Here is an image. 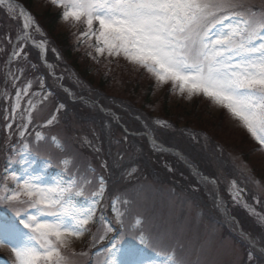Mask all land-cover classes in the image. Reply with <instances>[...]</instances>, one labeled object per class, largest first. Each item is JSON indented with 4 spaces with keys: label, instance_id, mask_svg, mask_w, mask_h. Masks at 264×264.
<instances>
[{
    "label": "snow or ice",
    "instance_id": "1",
    "mask_svg": "<svg viewBox=\"0 0 264 264\" xmlns=\"http://www.w3.org/2000/svg\"><path fill=\"white\" fill-rule=\"evenodd\" d=\"M50 2L62 10L63 21L83 23L85 30L80 36L95 38L98 56L123 58L137 70L150 74L158 86L171 83L174 93L189 100L194 96L209 100L226 110L264 151V0L260 4L252 0ZM0 6L17 18L13 13L18 6L10 0H0ZM19 18L23 34L17 36L9 62L26 58L24 50L29 42L42 55L47 52L46 42L36 41L32 35L40 31L32 14L21 11ZM8 42L12 43L11 37ZM18 73L22 75L19 70ZM10 75L14 82L19 78L17 74ZM30 88L29 82L15 92V103L4 116L5 127L11 132L15 125L18 136L19 146L10 148L9 156L15 154L22 158V163H28L26 157L33 154L29 136L34 137L36 146L46 139L42 131H29L36 110L32 99L21 111L22 98L28 96ZM44 100L47 95L39 102ZM63 107L59 105L56 112ZM56 121L57 115L52 114L37 127H49ZM154 122L168 126L165 120ZM47 139L58 150L62 149L56 136ZM12 162L8 159L0 174V247L11 249L15 264H73L71 256L78 254L72 247L73 241L85 235L91 237L93 247L109 241L110 247L104 248L108 253L104 264H183L175 248L168 247L164 237L145 228L141 218L129 220L128 200L112 199L114 220L105 219L106 182L102 176L93 185L68 157L61 159L56 176L48 175L51 158H46L43 168L29 166L19 173L9 171ZM231 191L233 200L255 213L244 202V189L235 181ZM3 206L11 208L14 217L3 213ZM260 219L264 221V216ZM94 224H99L98 234L90 228ZM126 232L136 233L139 247L125 246ZM149 251L151 256L136 259Z\"/></svg>",
    "mask_w": 264,
    "mask_h": 264
},
{
    "label": "rangeland",
    "instance_id": "2",
    "mask_svg": "<svg viewBox=\"0 0 264 264\" xmlns=\"http://www.w3.org/2000/svg\"><path fill=\"white\" fill-rule=\"evenodd\" d=\"M20 1L10 0L11 3L18 6L16 12L13 13V16L17 18H12L7 13L6 8L0 6V79L4 81L8 77L11 80L10 73L19 76L17 81H12L10 89L6 87L4 90L3 83L0 84V97L3 100L2 111H4V116L15 103V92L29 83L27 82L28 79L25 72L26 68L33 65L35 60L34 56L36 54L32 48H35L36 51L38 50L41 55L40 49L32 46L29 42L24 50L27 54L26 58L22 56L20 58L21 61L19 59L9 62L16 38L18 35L23 34L22 19L19 18V13L21 11L28 12ZM252 2L260 4L261 0H252ZM27 4L30 7V11L39 17L46 11L49 13L58 12L59 10L62 11L54 7L50 0H33L32 3L28 2ZM2 19L5 20L6 30L8 29V35L4 40H2L4 27ZM35 23L39 26L40 31L32 32L34 39L36 41L44 40L46 47H48L50 45L47 38L48 33L43 31L36 18ZM79 24H74L71 20L65 22L60 16L57 27L59 32L67 33L72 43L79 42V48L76 52L79 57V64L86 65L89 60L88 68L90 74L94 77V81L97 83L102 78L108 84L107 87L103 88L102 93H98L101 97L106 94L104 99L109 103V108H107L106 113H113L110 107H116V109H120L121 107L122 113L130 116V122L133 125H138L140 135L146 133L150 137H153L155 130H158L157 127H163L159 131L164 138L170 139L169 144L171 145L169 146L175 147V150L179 151L180 156L175 151L172 152V150L163 149L155 142H148L152 150L169 155L163 158L162 156L158 157L145 153L144 143L138 141V143L136 142L132 146L130 140L125 136L126 133L124 131L122 132L123 128L121 130L117 129V132L113 133L114 142L112 144V140H110V146H108L107 143L104 144L102 142L103 136L99 131L113 129V124L119 125L117 124L119 119L117 121L116 117L110 114L113 120L110 117L111 119H106L103 125H96L97 121L94 118L97 113L91 110V113L94 114L86 116L90 121L94 120V122H81L73 114L67 117L64 113H68L67 110H69V107L64 106L59 109V112H56L61 102L47 95V100H44L41 104L39 101L45 95L31 87L28 96L22 98L21 111L28 107V99H32L33 104L36 105V110L33 113V124L30 126L29 131L30 133L35 130L42 131L45 133L44 136L46 139L40 142L39 146H36L33 142L34 137L29 136V142L32 143L34 150L32 149L33 154L26 157L28 161V163H25L26 167L43 168L45 166L46 160L36 162L35 156L51 158V165L60 163L62 156H68V158H72L75 169L79 171H81L79 169L81 164L78 163L82 162L85 165L87 164V166L89 163L98 164L99 168L101 164L103 165L101 166V170L105 171L106 162L103 160V156L109 154L114 157L113 160L116 158L117 173L119 174V177L115 180V184L112 185V190L114 193H119L121 199L129 201L127 205L129 209V220L131 221L136 216L143 217V226L152 233L164 237L167 246L175 248L176 254L183 260V264L252 263L257 253L255 250L258 248L255 247V250L249 249L247 244L254 247L249 241H257L258 245L264 249V241H262L264 233L260 234L258 238L256 236H250L252 234L251 231L248 232L246 229H243V232L245 230L248 232L246 234L247 236H245L241 232L242 227L240 229L238 223L232 218L227 200H230V203L234 206L238 205L244 209L243 217L245 219L248 215L247 211L250 213L249 216L253 220L251 222L252 226L255 227L256 223L257 227L260 224L264 228V221L260 219L264 214L260 210L257 212L251 206L250 208L255 210V213H253L249 208L244 206V203H238L233 200L231 191L232 181H235L240 188L244 189L242 192L243 200L246 204L249 203L247 204L249 206L251 202L247 200V196L252 195L253 201H257L256 197L258 195H261L259 196L260 198L264 197V151L259 150V147L256 145L257 142L246 129L238 125V122L226 110L218 108L209 100L202 96H194L189 100L186 96L174 93L171 89V83L158 86L150 74L141 71V69L137 70L123 58H110L106 55L98 56L94 48L96 45L95 38H82L80 36L82 31ZM8 37L12 38V43L8 42ZM50 43L55 42L52 41ZM52 46L50 45L51 49L48 52H57L55 54L56 57L61 60L60 62H64L61 57V52L58 53L57 47ZM29 57L33 60H30ZM16 65L20 66L17 68ZM67 66L68 74L67 71L57 74V72L66 69L64 67H61L62 70L59 67L51 68L49 70L48 80L55 90H57V87H60L64 94L71 97L70 94H73V91L61 85L63 77L65 81H69L71 76H74L76 73L73 69L71 70L69 64ZM18 70L22 72V75H19ZM74 78L75 81L73 84L75 87L72 86L73 89L78 91L88 90L90 93L93 92L89 89L91 86L88 84V81L86 82L85 79L79 80L77 76H74ZM36 80L33 79L35 85L38 83ZM39 83L44 87V83ZM135 86L138 88L137 90L134 89ZM53 94L55 96V93ZM7 97H11V99ZM82 98L87 99V96H82ZM124 98L133 102L134 108L131 106L133 110L128 107L130 105L127 99ZM144 98H147L148 101H145ZM75 111L74 107L69 113H76ZM82 113H87V111L84 110ZM140 113L144 114L143 116H146L147 120H144L140 116ZM183 113L186 114L184 115L187 119L182 116ZM52 114L57 115V121L54 125L44 128L37 127V125L43 124L46 119L50 118ZM157 119L167 121L168 126L156 124L154 121ZM216 121H219L220 125L217 127V130L214 129V142L210 146L206 145L210 152L217 153L218 157L216 155L215 158L210 153L201 151L199 148L194 149L196 144L193 143L194 146L189 145L190 140L172 133L179 127L186 129V131L189 129L195 131V133L197 132L196 136H199L198 133L202 132L201 129H207V131L211 132L210 130ZM11 134L12 131H8L7 136L10 137ZM50 135H55L59 139L63 145L62 149L58 150L52 145L50 140L47 139ZM207 136H209V133H206L205 137ZM205 139L212 140L209 137ZM204 144L207 143L205 142ZM178 145L185 154L181 152V149H176V146L179 147ZM212 147L213 151L211 150ZM185 149L187 151L192 150V154L188 152L197 160L202 161L203 157L201 155L203 154L206 156L208 162L204 163V166L208 168V171L216 178V181H209L200 172H194L192 170L191 166L195 167V165L187 159ZM104 157L107 159L106 156ZM223 157L230 159V167L238 170L239 177H235V174L226 171L225 166L227 163H224ZM184 160L191 166H187ZM144 162L146 165L148 163V166H143L142 163ZM180 163L186 165L190 170V175L195 178H193V182L190 184L192 179L190 180L185 175L182 177L189 182V191L191 193L181 189L182 182H178V185L175 186L173 181L165 182V180L163 182L157 176H151L155 175L151 167L157 169L158 166L156 165H159L162 170L161 178L167 177L171 173L172 177H177V181H180L182 178L178 174L182 175L179 173V170L183 167ZM87 166H85V170ZM97 173L99 174L98 171ZM147 173L149 175H146ZM57 174L48 171L49 176H56ZM90 175L92 176L91 173ZM116 175L113 176L115 177ZM92 181H95L93 180V176ZM247 187H249V191H247ZM251 192L252 194H250ZM103 203L105 204L104 200ZM241 221L242 223L244 222L243 220ZM95 226H99V224L90 225V228L93 233L98 234L99 228L96 230ZM127 236L132 238L130 233L126 232L124 242H128ZM72 247L78 253L75 256H71L73 264L86 263L90 258V251L93 248L91 237L85 235L80 240L73 241ZM1 248L0 264H9V261L15 264V257L11 249L8 246H2ZM82 252L87 253V255H79ZM98 257V262L95 261L93 264H104V257L101 253L98 254ZM136 259H143V257H136ZM260 264H264V262Z\"/></svg>",
    "mask_w": 264,
    "mask_h": 264
},
{
    "label": "trees",
    "instance_id": "3",
    "mask_svg": "<svg viewBox=\"0 0 264 264\" xmlns=\"http://www.w3.org/2000/svg\"><path fill=\"white\" fill-rule=\"evenodd\" d=\"M26 1H27V3L28 2L32 3L33 0H26ZM58 20H59L58 14H51L48 11H46L45 13H43V15H41V17H39V22H40L39 24L42 26L44 32L48 33L47 38H48L49 44L51 46L53 45L52 47H57L56 49L58 50V53L61 52V57L69 64V67L71 66L72 68L76 69L81 77H83L84 79H87L88 84L91 86L90 89L93 91L94 95H98L99 92L102 93L103 88L107 87L108 84L102 78H100V80L97 83L94 81V77L90 74V71L88 68L89 67V63H88L89 60L86 63V65H83L82 63H81V65L79 64V61L75 58V55H76L75 53L78 51V48H76L75 45L70 41L67 33H64L62 31L61 32L58 31V27H57ZM2 22L4 23L2 34H4L5 32H7L8 29L6 30L5 20L2 19ZM6 35L4 34V36H3L4 39H5ZM52 41H54L55 43L51 44L50 42H52ZM74 48H76L77 50L75 51ZM56 53L49 52L48 59L51 62H53L54 64L68 68V66H67L68 64L60 62L61 60L56 57V55H55ZM35 54H36L35 57L37 58V53H35ZM31 57H33V56H31ZM19 61H21V59ZM19 66L20 65H16L17 68ZM25 74H26V77L28 80H33L31 78L33 76L37 77L38 79H40L44 76V74L41 73V68H38L34 65L27 67ZM38 82H40V81L38 80ZM66 98L67 97H65V104L67 102L71 103L69 98H67V99ZM145 101H148V99ZM75 106H80V103L75 104ZM75 110H76V112L79 111L80 107H75ZM78 114L83 115L82 113H78ZM184 114L185 113H183L182 116H184L186 118V116H185L186 114L185 115ZM186 132H187L186 129H182V128L177 127V133L175 135L176 136H182L183 138L191 141V137H190L189 133L185 134ZM176 136H174V137H176ZM188 144L191 145V142Z\"/></svg>",
    "mask_w": 264,
    "mask_h": 264
},
{
    "label": "bare ground",
    "instance_id": "4",
    "mask_svg": "<svg viewBox=\"0 0 264 264\" xmlns=\"http://www.w3.org/2000/svg\"><path fill=\"white\" fill-rule=\"evenodd\" d=\"M2 251V248L0 247V252Z\"/></svg>",
    "mask_w": 264,
    "mask_h": 264
}]
</instances>
